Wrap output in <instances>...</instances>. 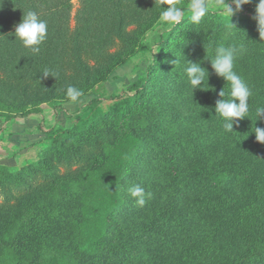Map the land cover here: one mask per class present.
I'll use <instances>...</instances> for the list:
<instances>
[{
    "label": "trees",
    "instance_id": "obj_1",
    "mask_svg": "<svg viewBox=\"0 0 264 264\" xmlns=\"http://www.w3.org/2000/svg\"><path fill=\"white\" fill-rule=\"evenodd\" d=\"M42 1L4 0L0 8V37H7L14 32L12 24L9 25L13 14L21 16L28 11H35L41 19L47 20L48 38L40 45L38 54L32 53L28 47L20 46L19 40H15L2 51V57L13 61L6 67L9 72L39 65L35 69L45 76V88L48 89L57 87L60 78L52 75L50 68V60L57 61V58H53L58 52L56 41L62 35L53 21L61 10L66 12L68 0H53L55 3L41 12ZM121 1L105 2L106 11L109 12L108 24L112 27L111 31L116 30L117 36H120V48L123 50L110 60L107 67L95 69L94 74L103 82L115 76L116 68L129 57L146 48L141 39H128L126 36L129 32L123 28L128 22L146 20L151 16L153 0L131 11L130 21L126 20V13L120 9ZM212 1L231 4L230 0H225L226 3L224 0ZM174 2L182 10V18L179 22L164 20L165 24L170 25L153 42L159 52H152L151 61L131 81L129 93L124 98L117 100L121 96L109 95L115 102L107 112H93L85 117L76 115L68 127L43 128L41 121L38 122L42 133L38 142H44L45 145L38 155L53 149L55 155L66 156L69 148L74 152L78 150L75 143L84 139L87 133L90 134L94 124L106 121L113 115L119 120L121 129H128L126 134L132 132L134 138L140 141L131 157L123 160L121 156L113 157L116 160L107 163L102 156L95 155L90 164L81 170L78 182L71 175L56 179L52 165L45 164L46 161L40 164L29 161L10 170L0 160V191L9 193L12 185L16 187L19 183H26V177L41 167L49 177V183L46 187L45 182H40L36 190L46 192L44 188H47L53 196L46 194L47 200L42 201L36 210L31 208L32 203L26 205L22 202L33 195L32 189L22 193L19 199L16 196L11 208L0 204V264H92L86 256L102 258L95 264H264V144L254 140L252 132L255 127L264 128V117L256 119L255 112L256 107L264 106V30L259 31L255 19L259 0H250L242 5L244 10L253 15L251 18H229L222 13L226 7L208 4L207 14L199 23L191 19L192 0ZM159 3L155 16H160L170 6L169 0H161L155 4V10ZM48 9L51 12L48 13ZM229 30L243 33L245 48L257 53L256 58L237 65L241 73L237 69L235 71L245 81L247 72H259L249 100L250 115L234 122L233 132L223 129V119L215 112V104L221 99L218 94L222 89L229 91V84L214 72L210 61L215 48L225 43V32ZM13 43L19 51H15ZM78 50L75 48L73 54L70 53V60L74 63H82ZM204 56L205 59H202ZM24 61H29L27 66ZM187 63L206 67L205 71L210 72L208 78L219 88L213 97L216 99L214 104L211 102L212 110L198 116V119L205 121L209 127L218 124L223 138L235 140L232 146L226 147L222 142L220 147L214 148L213 144H207L208 141L202 143L201 140L208 137L211 130H204L195 139L185 136L179 130L185 123L180 117L170 116L159 125L156 123L158 116L146 115V111L154 110L152 90L161 77L159 73L166 68H185ZM76 68L80 69L81 64H76ZM82 73L86 78L84 69ZM89 86L77 88L84 95L91 93L88 91ZM57 99L69 100L66 94L53 100L47 99L51 100L50 105L55 113L61 105ZM99 100L102 98L94 95L87 104ZM32 111L38 113L40 109ZM14 117L7 115L0 123V139L5 120ZM135 124L139 127L133 128ZM126 143L129 144L128 141ZM32 144L33 141L29 143ZM157 174L165 176L162 184L156 186L154 179ZM255 177L259 179V183L255 182L257 187L253 183ZM130 182L148 190L150 195L146 194L143 205L130 200L125 194ZM234 183L241 186V192L236 193L231 189ZM158 190L161 194H168V198L157 207L155 200ZM8 195L5 194V197ZM19 205H25L23 212L17 210ZM143 212L149 216L146 225L129 227V219ZM55 216H60V228H54L51 224ZM189 218H192V223H188ZM195 219L206 222V230L201 237L186 242L185 234L178 228L191 226L189 228L195 230L200 225L194 222ZM177 234L183 236V249L181 246L176 251ZM124 238L129 241L124 242ZM61 248L65 250L57 258Z\"/></svg>",
    "mask_w": 264,
    "mask_h": 264
},
{
    "label": "rangeland",
    "instance_id": "obj_2",
    "mask_svg": "<svg viewBox=\"0 0 264 264\" xmlns=\"http://www.w3.org/2000/svg\"><path fill=\"white\" fill-rule=\"evenodd\" d=\"M147 1L148 0H122L120 3V9L126 13V17H128L126 20L130 21V12L141 7L143 4H146ZM160 1L161 0L152 1L150 11L151 16L146 20H134L135 22H128L123 28L124 31L129 32L126 36L128 39L132 41H138L141 39V41L146 44V48L140 49V52L135 53L122 65H119L114 71L115 76L108 78L104 82L96 77V74H94L95 69L98 67L102 69L107 67L110 60L123 50L120 48L122 43L120 36H117L116 30L111 31L112 27L108 24L107 16L109 12L106 11V0H68L66 12H62L61 10V13L57 14L59 15V18L57 15L54 17L53 23H55L62 32V35L57 38L56 41L58 52H56L53 57L57 58V61L52 62L50 60L52 75L60 76L59 80H57L59 82V85H56L57 87L45 88V76L37 72L35 69L39 68V65H36L35 67L28 66L21 68L23 70L9 72L6 67H8L13 61H10V59H4V57H2V51L9 48L13 41H18L19 39H16L14 32L7 37H0V123L7 115L15 116L11 120H5L6 126L2 138L0 139L1 162L5 163L10 170H14L29 161H36V164L46 161V163L44 162L45 164L52 165L51 168L54 171L53 173L56 179L58 177L71 175L78 182L80 181L81 170L90 164L95 155L102 156L107 163H112L113 159L116 160V158L113 157L121 156V160L131 157L132 152L139 145L140 141L134 138L132 132L126 134L128 129H121L119 126V120L113 115L109 116L106 121L94 124L90 134L87 133L83 136L85 137L84 139H79L75 143L74 146L78 147L76 152L71 148L68 149L67 157L64 155H55L53 149L44 151L38 155L41 149L45 147V145H43L44 142H38V139L42 136L38 122L41 121V127L43 128H49L51 126L68 127L72 124L76 115L85 117L86 115H91L93 112H107L115 102V99L110 98L109 95L114 94L121 96L118 97L117 100L124 98L129 93L128 91L131 81L135 80L137 75L141 74L146 63L151 61L152 52L156 54L159 52L158 46L153 44L157 39V35L170 25V23L165 24L161 15L155 16L159 10L160 3L156 10L154 9V6ZM54 3L53 0H43V10L41 12L45 11L44 8H47ZM206 3L211 5L215 4L222 8L227 7L221 2H215L212 0H207ZM84 10H87V12H84ZM49 12H51V9H48V13ZM222 13L228 16L226 11L222 10ZM22 16L23 15L20 16V14H13V20L9 22V25L12 24V29H14V26L19 23L18 19H21ZM231 17L251 18L253 15L244 10L241 6V9L238 12H235ZM50 20H53V17H50ZM225 33L224 46L243 45V50L237 54L234 63V70L237 69V72L241 73L237 65H241L246 63V61L256 58L257 53L248 51L245 48L246 39L243 33H240L237 30H229ZM47 38L48 36L46 39ZM262 40L264 42V37ZM19 45L23 46L20 40ZM13 48L16 52L19 51V48L14 45V43ZM75 48L79 49L78 52L82 59V63L77 61L74 63L70 60V53L72 52L73 54ZM202 59H205V56ZM28 62L29 61H24L23 63L27 66ZM50 62L48 63V66L50 65ZM76 64H81V68H76ZM86 66L88 68H86ZM200 67L206 69L204 66L200 65ZM82 69L85 70V75H87L86 78L83 76ZM168 69L169 68H166L159 73L161 77L155 88L152 90L155 98L154 102L152 101L154 104V110L146 111V115L150 116L154 114L158 116L159 119L156 123L159 125L164 123L167 118H170V116H175L176 118L180 117L185 123L179 127V130L185 136L195 139L200 136L204 130H211L208 137L201 140L202 143L208 141L207 144H213L214 148L220 147L222 142L225 143L224 146L226 147H228V145L232 146L235 143V140L231 138L226 140L223 138L221 127L218 128V124H213L209 127L205 121L203 122L198 119V116L209 113V110H212V105L216 100L213 97H215L219 91V88L211 82L210 78H208L210 72L207 73L208 87L205 85L204 88L198 87L191 90V85L184 72V66H180L179 68L174 67L171 70ZM258 74L259 72L257 70L245 74L247 76L246 81L251 89L253 88L255 81L259 78ZM68 75L72 76L69 77ZM69 85L75 87L90 85L88 91L91 93L82 95L78 102H72L70 100L61 101L60 99H57L61 105L55 113L50 105V101L61 95H65L66 88ZM94 95L101 97L102 100L93 101L90 105L87 104L88 99L92 98ZM33 109H40V112H33ZM21 112L28 113L23 115L20 114ZM248 115H250V113H248ZM250 124L251 123L248 125ZM31 127H33V129H30ZM137 127H139V125H133V128ZM24 128L27 129V131L22 134L21 132H23L22 129ZM31 141H33V144L29 146L28 144ZM126 141H128L129 144H127ZM48 143L49 142H47L46 145H48ZM27 146L28 148L25 150ZM123 149H126L124 150L125 152H122ZM107 163L106 165L109 167L110 165ZM105 171L107 170L105 169ZM135 174L137 173L135 172ZM28 176V178L26 177V183H19L16 187H13L12 185L9 193L0 191V204L7 208H11L14 198L17 196V199H19L18 197H20L22 193H25L30 189L33 190V195L26 201L22 202H25L26 205L32 203L31 208H34V210H36L42 201L47 200L45 197L46 194L53 198L47 188H44L47 193L36 190L37 184L40 182H45L46 184L44 186L46 187L47 183H49V177L45 174L43 168H37ZM164 176V174L156 175V178L154 179L156 186L162 184ZM253 179V183H259L258 178L255 177ZM132 186H134L133 182H130L128 188H126L128 192L126 191L125 194H127L130 200H136V198H133L129 193V189ZM257 186L258 184H256V187ZM231 189L235 190L236 193H239L242 190L241 186L235 185V183ZM144 190L145 193L148 194V190ZM5 194L9 195L5 197ZM167 198L168 194H161L158 190L155 200L157 207L165 203ZM24 206L19 205L17 210L23 212ZM25 210H27L26 207ZM148 217L147 212L134 215L128 221L129 227L146 225ZM59 221L60 216H55L51 222L54 228L61 227ZM194 222L200 224L197 225L195 230H191L189 228L191 226L178 228V231L185 234L184 239H186V242L201 237L206 230V222L199 219H195ZM188 223H192V218H189ZM180 225L181 224H179V226ZM175 238H177V243L174 249L177 251L179 247L183 245V236H178L177 234ZM127 241H129V239L124 238V242ZM155 248L157 250V247ZM181 248L183 249V246ZM59 250L60 254L57 258L63 253L65 248ZM86 258L87 260H90L92 264H95L99 259H102L101 257L93 256H86ZM62 264H65V262H62Z\"/></svg>",
    "mask_w": 264,
    "mask_h": 264
},
{
    "label": "clouds",
    "instance_id": "obj_3",
    "mask_svg": "<svg viewBox=\"0 0 264 264\" xmlns=\"http://www.w3.org/2000/svg\"><path fill=\"white\" fill-rule=\"evenodd\" d=\"M250 0H231V5L226 3L229 18L241 9V6L249 3ZM4 0H0L2 8ZM169 7L162 13L163 20L170 22H179L182 18V10L179 9L174 0H169ZM209 5L206 0H192L190 8L192 10L191 19L199 21L207 14ZM255 19L259 24V31L264 30V0H259L255 8ZM231 26H233L230 23ZM48 32L47 21L40 18L35 11H28L23 14L22 20L14 26V35L18 38L23 46L31 49L32 53L40 52V45L45 41ZM243 50L241 46H224L219 45L214 50V56L210 60L214 72L223 77L229 84V91L222 89L219 92L221 99L215 104V112L223 119L222 127L227 132H233V123L247 117L250 112V97L253 95L252 89L244 78L234 70V63L237 54ZM47 72V71H45ZM191 90L194 88H204L207 85V72L197 63H187L184 68ZM208 87V85H207ZM66 95L72 102H78L82 97V91L72 85L67 86ZM256 119L264 117V106H258L255 109ZM255 140L264 144V128L255 127L252 131ZM129 193L139 205L145 203V190L134 185L129 189ZM150 195V194H148Z\"/></svg>",
    "mask_w": 264,
    "mask_h": 264
},
{
    "label": "crops",
    "instance_id": "obj_4",
    "mask_svg": "<svg viewBox=\"0 0 264 264\" xmlns=\"http://www.w3.org/2000/svg\"><path fill=\"white\" fill-rule=\"evenodd\" d=\"M4 124H5V123H4ZM5 126H6V124H5ZM30 129H33V127H31ZM20 130H21V129H20ZM22 131H23V132H21V133L24 134V133H26L27 129L24 128V129H22ZM28 145H29V144H28ZM29 146H31V145H29ZM27 148H28V146L25 148V150H26ZM25 150H24V151H25ZM0 152H1V151H0Z\"/></svg>",
    "mask_w": 264,
    "mask_h": 264
}]
</instances>
